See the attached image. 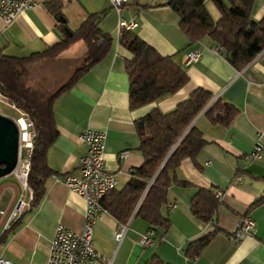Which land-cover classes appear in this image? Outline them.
Returning <instances> with one entry per match:
<instances>
[{
  "label": "crops",
  "instance_id": "0c3cea01",
  "mask_svg": "<svg viewBox=\"0 0 264 264\" xmlns=\"http://www.w3.org/2000/svg\"><path fill=\"white\" fill-rule=\"evenodd\" d=\"M29 1L33 5L9 24L0 17V51L4 54L27 56L56 45L63 36L60 21L45 9L48 0ZM59 1L70 31L88 14L104 11L99 28L112 36L113 43L102 60L53 100L57 136L45 154L54 174L45 179L41 198L36 203L29 200L12 174L20 188L8 182L6 176L0 178V210L11 211L21 195L29 203L6 228V217L0 215V257L14 264H44L56 225L73 232L82 229L84 199L68 189L61 178L77 173L78 159L86 151L78 139L83 128L105 131V165L115 173L120 188L129 180L130 170L143 162L137 150L139 138L134 121L155 107L168 111L194 89L202 88L237 111L228 125L211 123L203 111L191 121L206 144L194 161L185 158L176 169L178 180L186 185L167 188L168 230L160 240L143 246L139 242L148 226L140 218H132L117 242L113 234L118 223L103 213L95 222L92 244L105 260L95 264H146L153 260L163 264H264V203L250 206L264 195V49L243 68L236 69L224 54L214 52L217 44L208 39L188 43L179 29L177 14L166 4L168 0H127L119 11L109 0ZM205 7L214 20L220 17L209 0ZM250 14L257 21L264 18V0H255ZM122 20L134 21L136 27L132 30L146 44L161 56H174L184 67L188 81L177 93L138 109L129 108V81L124 70L125 60L131 55L118 45ZM83 45L77 41L59 56L75 61L80 52H86ZM193 50H199L200 56L188 63L185 55ZM256 143L262 145L260 159L250 156ZM198 188L212 189L217 196L221 204L217 226L223 231L211 238L198 255L188 257L184 254L187 244L212 230L190 214L189 200ZM243 219L252 220L254 229L239 240L233 239V231Z\"/></svg>",
  "mask_w": 264,
  "mask_h": 264
},
{
  "label": "trees",
  "instance_id": "16d2710c",
  "mask_svg": "<svg viewBox=\"0 0 264 264\" xmlns=\"http://www.w3.org/2000/svg\"><path fill=\"white\" fill-rule=\"evenodd\" d=\"M208 0H168L166 4L177 14L179 29L188 43L203 39L220 46L221 54L236 69L243 68L264 49V18L254 20L251 16L255 0H209L220 17L214 20L205 7ZM59 0L45 2L54 18L62 15ZM104 14L91 13L71 35L65 34V24L59 22L62 38L55 44L27 56H11L0 51V93L33 123L36 136L30 153V170L27 185L31 190L32 202L41 198L45 179L54 174L48 167L46 154L54 142L57 131L53 118V103L61 93L72 85L93 65L104 58L111 49L113 38L99 28ZM82 41L86 49L85 58L71 72L68 80L55 92L44 95L26 83L27 66L42 59L55 57L68 46ZM118 45L126 49L131 57L125 60L128 75V103L130 109L158 102L177 93L187 81L185 69L174 56H161L143 41L136 31L121 28ZM211 123L228 125L237 109L210 92L196 88L184 100L168 111L152 108L134 121L138 149L143 157L140 167L130 170L129 180L120 188L107 192L101 204L106 212L119 224H127L132 218H140L160 240L170 226L167 215L168 187L172 184L186 185L178 180L176 169L181 160L196 159L206 141L201 131L191 121L202 112ZM212 189L198 188L189 200L190 214L212 230L206 235L189 242L184 254L198 255L216 234L223 230L217 226L218 210L221 206ZM264 203V195L252 202L251 207ZM14 228L11 229V231ZM146 264H163L153 260Z\"/></svg>",
  "mask_w": 264,
  "mask_h": 264
},
{
  "label": "built area",
  "instance_id": "2783aa9c",
  "mask_svg": "<svg viewBox=\"0 0 264 264\" xmlns=\"http://www.w3.org/2000/svg\"><path fill=\"white\" fill-rule=\"evenodd\" d=\"M112 6L119 11L120 6L127 0H109ZM33 2L29 0H0V17L4 23L12 22L25 8H29ZM119 27L124 29H133L136 27L134 21H120ZM220 46L213 48L214 52L221 51ZM200 51L193 50L185 55V61H196L199 58ZM0 103L6 104L13 108L18 114L12 118L17 124L18 129V159L16 166L11 174H13L21 183L23 190L27 193V198L32 199V192L27 185V176L30 170V158L33 150V139L36 133L33 128L32 121L25 113L8 102V99L0 93ZM5 116L4 113H1ZM106 133L102 130L93 128H83L79 134V141L85 146V153L78 159L76 164L77 173L65 174L61 180L72 192H75L84 199L85 210L82 229L73 232L62 224L56 225L53 238L49 246L46 262L44 264H95L98 260H105L102 254L97 251L93 243V230L98 217L106 210L101 204L103 196L117 188L118 179L115 173L105 165V140ZM262 145L256 143L250 154L252 159H260ZM122 152L120 155H123ZM56 178L57 176L54 175ZM24 196H20L13 209L8 213L0 210V215L6 217L4 228L8 227L11 220L15 219L29 205L28 201H24ZM174 207V205H171ZM128 224L117 225L113 238L119 242L125 234ZM254 222L250 219H243L236 225L233 231V239L239 240L254 229ZM154 232L148 229L140 238V244L143 246L152 245L154 242ZM0 264H14L0 257Z\"/></svg>",
  "mask_w": 264,
  "mask_h": 264
},
{
  "label": "rangeland",
  "instance_id": "374dc122",
  "mask_svg": "<svg viewBox=\"0 0 264 264\" xmlns=\"http://www.w3.org/2000/svg\"><path fill=\"white\" fill-rule=\"evenodd\" d=\"M58 54L55 57L42 59L43 61H36L27 66V79L26 83L32 89L44 95H49L55 92L61 85H63L73 72L74 68L80 64L85 58V53H79L78 58L75 61H69L62 58ZM0 112L4 113L5 116L17 117L18 113L6 104L0 103ZM13 175V174H12ZM8 182L20 188L18 181L11 176H6ZM5 197L8 198V192H5Z\"/></svg>",
  "mask_w": 264,
  "mask_h": 264
},
{
  "label": "water",
  "instance_id": "95a60500",
  "mask_svg": "<svg viewBox=\"0 0 264 264\" xmlns=\"http://www.w3.org/2000/svg\"><path fill=\"white\" fill-rule=\"evenodd\" d=\"M65 24L63 29L65 34H70V29L66 26L63 16L59 20ZM15 121L0 114V178L12 173L18 159V129Z\"/></svg>",
  "mask_w": 264,
  "mask_h": 264
}]
</instances>
